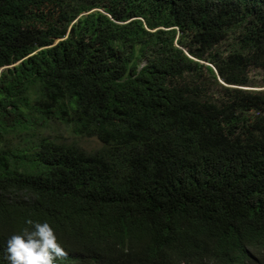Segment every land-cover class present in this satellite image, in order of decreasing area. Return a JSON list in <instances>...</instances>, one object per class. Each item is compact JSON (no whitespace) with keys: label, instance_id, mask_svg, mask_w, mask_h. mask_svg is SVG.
I'll return each mask as SVG.
<instances>
[{"label":"trees","instance_id":"1","mask_svg":"<svg viewBox=\"0 0 264 264\" xmlns=\"http://www.w3.org/2000/svg\"><path fill=\"white\" fill-rule=\"evenodd\" d=\"M250 66L264 0H0V264L29 219L58 264H264V93L230 88Z\"/></svg>","mask_w":264,"mask_h":264},{"label":"clouds","instance_id":"2","mask_svg":"<svg viewBox=\"0 0 264 264\" xmlns=\"http://www.w3.org/2000/svg\"><path fill=\"white\" fill-rule=\"evenodd\" d=\"M26 224L7 240L8 264H58V258L67 255L50 223L29 219Z\"/></svg>","mask_w":264,"mask_h":264},{"label":"rangeland","instance_id":"3","mask_svg":"<svg viewBox=\"0 0 264 264\" xmlns=\"http://www.w3.org/2000/svg\"><path fill=\"white\" fill-rule=\"evenodd\" d=\"M231 43H233V40L231 39L222 42L219 45L220 51H227V49L230 48ZM248 77L251 82V87L230 86V88L264 93V68L250 66ZM219 84L223 85L220 81ZM219 90L218 87H215V89L213 88L215 93H219ZM37 134L38 137H45L56 143L74 144L87 153L96 152L103 147L96 138L74 136L67 126L60 124L59 122H50L47 127L39 129Z\"/></svg>","mask_w":264,"mask_h":264}]
</instances>
